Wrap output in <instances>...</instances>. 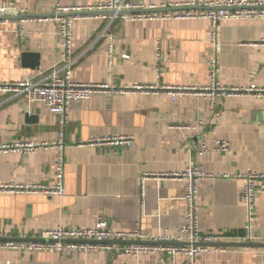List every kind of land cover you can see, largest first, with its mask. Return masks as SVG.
Wrapping results in <instances>:
<instances>
[{
	"label": "crops",
	"instance_id": "crops-1",
	"mask_svg": "<svg viewBox=\"0 0 264 264\" xmlns=\"http://www.w3.org/2000/svg\"><path fill=\"white\" fill-rule=\"evenodd\" d=\"M104 1L0 0V7L13 8L8 17L31 16L26 18L23 40L10 22L0 25V84L48 76L61 52L60 24L53 16L57 9L85 12ZM126 1L161 6L187 0ZM20 11L24 15H17ZM211 29L203 19L131 22L79 16L73 26L72 79L112 88L208 86ZM219 40L220 83L264 88V20L223 21ZM200 121L206 126L200 127ZM58 135V119L44 104L33 103L28 109L23 98L0 92V146L55 142ZM106 136L131 137L133 144H88ZM202 136L208 151L199 155ZM220 141L228 143V152L217 150ZM64 155L63 196L0 194V239H36L44 230L93 228L100 221L113 231L138 234L129 242L175 239L186 214L185 181L162 174H180L196 166L208 174L197 183L200 232L220 237V244L264 245V182L256 184L250 239L241 195L244 181L234 178L249 170L264 172V98L230 97L212 107L197 95L173 99L167 92H102L72 104ZM57 159L56 149L1 152L0 185L52 186ZM209 247L212 250L199 264H264V247ZM0 264L187 263L184 256L167 253L132 257L119 250H0Z\"/></svg>",
	"mask_w": 264,
	"mask_h": 264
},
{
	"label": "built area",
	"instance_id": "built-area-1",
	"mask_svg": "<svg viewBox=\"0 0 264 264\" xmlns=\"http://www.w3.org/2000/svg\"><path fill=\"white\" fill-rule=\"evenodd\" d=\"M184 8L186 10H179ZM12 6L0 7V18L10 16ZM82 9L58 8L56 14L78 13ZM134 12L130 15H118L119 12ZM85 12H114L115 15L83 16L114 21L121 18L131 22H167L171 20L203 19L211 24L210 43L212 56L209 60V85L203 87H157L153 85H137L132 88H112L105 84L76 83L72 79L74 59V35L73 26L77 17L55 18L59 24L58 37L60 43V58L53 66L50 74L40 80L26 79L10 84H0V92L21 97L29 109L33 103L44 104L58 119L59 135L55 142H28L14 145L0 146L1 152H20L31 154L38 150L56 149L58 159L56 163V180L52 186L36 185H0L2 193L38 192L48 196H63L66 190L65 176V147L68 116L72 104L90 99L102 92H137L143 95H151L167 92L173 99L187 95H197L210 101L215 107L221 101L230 97H258L264 98V88L256 85L248 87H227L219 81V26L226 20H264V0H187L182 4H163L161 6H148L143 2H128L126 0H105L96 6H91ZM17 15H24L20 11ZM79 17V16H78ZM12 24L20 40L26 35L27 19L18 21L0 20V25ZM109 29L107 27L106 31ZM112 39V35H108ZM200 127L206 126L204 121L199 122ZM191 126H188L190 129ZM89 145H126L133 144L131 137L97 138L88 142ZM198 154L203 155L208 151V145L204 137H200ZM217 150L228 152L229 145L225 141L217 142ZM163 177L185 181L184 199L186 214L180 234L175 239L159 238L150 244H131L118 247L115 242H126L138 239V234L128 232H116L111 230L106 221H100L93 228H64L56 227L44 230L36 239L30 240H0V250H11L20 253L60 252L69 251L88 253L99 250H119L124 256L139 257L141 255L167 253L174 256H184L187 264H199L204 253L212 250L207 244L220 243L221 238L202 234L198 221V206L196 200L197 183L201 178L208 176L199 167L192 166L186 172L180 174H162ZM229 178V175H224ZM234 178L244 181L241 191L243 202L248 210L249 222L247 226L249 238L251 235L252 217L255 212L257 198L256 184L264 182V172L249 170L244 174L235 175ZM205 244V245H201Z\"/></svg>",
	"mask_w": 264,
	"mask_h": 264
},
{
	"label": "water",
	"instance_id": "water-1",
	"mask_svg": "<svg viewBox=\"0 0 264 264\" xmlns=\"http://www.w3.org/2000/svg\"><path fill=\"white\" fill-rule=\"evenodd\" d=\"M179 10H186L184 8H180ZM134 12H119L118 15H130L133 14ZM116 13L114 12H78V13H67V14H55L53 15L54 17L58 18H64V17H78V16H95V15H115ZM31 16H23L20 18H0V20L7 21V20H21V19H26ZM3 240V239H0ZM115 244H125V245H131V244H150V243H143V242H115ZM205 245V244H201ZM208 246H215V247H264L262 244H227V243H217V244H207Z\"/></svg>",
	"mask_w": 264,
	"mask_h": 264
}]
</instances>
